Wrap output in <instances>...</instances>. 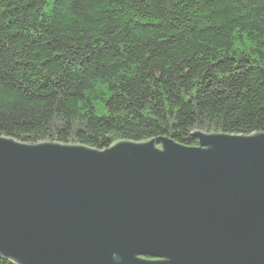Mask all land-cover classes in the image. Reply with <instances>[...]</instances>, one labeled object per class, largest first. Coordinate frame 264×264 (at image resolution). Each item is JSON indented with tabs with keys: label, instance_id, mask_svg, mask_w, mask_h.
<instances>
[{
	"label": "trees",
	"instance_id": "1",
	"mask_svg": "<svg viewBox=\"0 0 264 264\" xmlns=\"http://www.w3.org/2000/svg\"><path fill=\"white\" fill-rule=\"evenodd\" d=\"M197 130L264 132V0H0V135L103 150Z\"/></svg>",
	"mask_w": 264,
	"mask_h": 264
},
{
	"label": "water",
	"instance_id": "2",
	"mask_svg": "<svg viewBox=\"0 0 264 264\" xmlns=\"http://www.w3.org/2000/svg\"><path fill=\"white\" fill-rule=\"evenodd\" d=\"M83 143L0 135L16 264H264V132Z\"/></svg>",
	"mask_w": 264,
	"mask_h": 264
}]
</instances>
